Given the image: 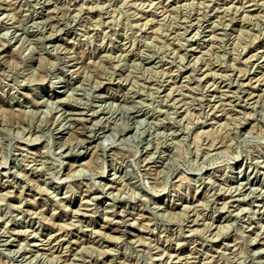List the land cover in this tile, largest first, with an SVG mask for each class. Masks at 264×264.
Returning a JSON list of instances; mask_svg holds the SVG:
<instances>
[{"label": "rangeland", "instance_id": "374dc122", "mask_svg": "<svg viewBox=\"0 0 264 264\" xmlns=\"http://www.w3.org/2000/svg\"><path fill=\"white\" fill-rule=\"evenodd\" d=\"M0 264H264V0H0Z\"/></svg>", "mask_w": 264, "mask_h": 264}, {"label": "bare ground", "instance_id": "6f19581e", "mask_svg": "<svg viewBox=\"0 0 264 264\" xmlns=\"http://www.w3.org/2000/svg\"><path fill=\"white\" fill-rule=\"evenodd\" d=\"M72 115V114H71ZM75 115V114H74Z\"/></svg>", "mask_w": 264, "mask_h": 264}]
</instances>
